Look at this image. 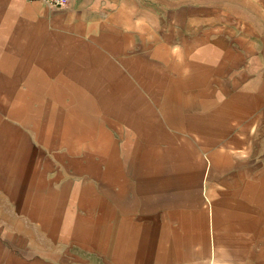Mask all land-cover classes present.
Listing matches in <instances>:
<instances>
[{
    "label": "crops",
    "instance_id": "1",
    "mask_svg": "<svg viewBox=\"0 0 264 264\" xmlns=\"http://www.w3.org/2000/svg\"><path fill=\"white\" fill-rule=\"evenodd\" d=\"M0 264H264V0H0Z\"/></svg>",
    "mask_w": 264,
    "mask_h": 264
},
{
    "label": "built area",
    "instance_id": "2",
    "mask_svg": "<svg viewBox=\"0 0 264 264\" xmlns=\"http://www.w3.org/2000/svg\"><path fill=\"white\" fill-rule=\"evenodd\" d=\"M48 4L52 8H63L67 6L72 0H40Z\"/></svg>",
    "mask_w": 264,
    "mask_h": 264
}]
</instances>
